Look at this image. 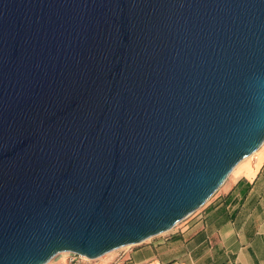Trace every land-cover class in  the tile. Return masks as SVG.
<instances>
[{"label": "water", "instance_id": "obj_1", "mask_svg": "<svg viewBox=\"0 0 264 264\" xmlns=\"http://www.w3.org/2000/svg\"><path fill=\"white\" fill-rule=\"evenodd\" d=\"M264 143V0H0V264L171 230Z\"/></svg>", "mask_w": 264, "mask_h": 264}, {"label": "crops", "instance_id": "obj_2", "mask_svg": "<svg viewBox=\"0 0 264 264\" xmlns=\"http://www.w3.org/2000/svg\"><path fill=\"white\" fill-rule=\"evenodd\" d=\"M202 210L199 229L185 249L160 255L158 249L166 247L161 241L123 263L110 257L108 264H264V150ZM179 241L176 235L164 243Z\"/></svg>", "mask_w": 264, "mask_h": 264}, {"label": "rangeland", "instance_id": "obj_3", "mask_svg": "<svg viewBox=\"0 0 264 264\" xmlns=\"http://www.w3.org/2000/svg\"><path fill=\"white\" fill-rule=\"evenodd\" d=\"M262 150H264V143L261 145V147L256 152H254L249 157L243 159L240 163H238L236 165V167L229 174V176L227 177L225 182L218 188V190L215 192V194H213V196L202 207H200L195 212H193L192 214L187 216L185 219L178 222L171 230H169L167 232H163V233L155 235V236H152V237L148 238L147 240H145L141 243L126 245V246H123V247L118 248L116 250H113V251L107 253V255L105 254V255L97 258V259H92L91 264H108L110 262V261H108L110 259V257L116 258L115 260L119 263L120 262L123 263L124 261H126V259H128V256L130 254H133L135 252L145 251L146 249L149 250V249H151V247H153V249H156V247H157L156 245H158V247H160L161 245L166 246L165 249L164 248L158 249L159 251H157V252L160 255H161V252L163 254V251H165L167 255L172 256L177 251L185 249L187 242L191 241L193 235L199 229L198 222L200 220L199 217H200L201 213L203 212L202 209L209 203V201H211L216 196H218L220 193H222V191H224V189L228 185H230V183L232 181H234V179L238 176L239 171L241 170V168L244 165L256 161L258 154ZM176 235H178V238L180 240L179 242H175L172 244L164 243L165 241H171L172 242L173 237H175ZM161 241L163 243L160 245ZM66 254L67 253L57 254L47 264H65Z\"/></svg>", "mask_w": 264, "mask_h": 264}, {"label": "built area", "instance_id": "obj_4", "mask_svg": "<svg viewBox=\"0 0 264 264\" xmlns=\"http://www.w3.org/2000/svg\"><path fill=\"white\" fill-rule=\"evenodd\" d=\"M65 253H67L65 264H91L92 262V259L75 252H65Z\"/></svg>", "mask_w": 264, "mask_h": 264}, {"label": "bare ground", "instance_id": "obj_5", "mask_svg": "<svg viewBox=\"0 0 264 264\" xmlns=\"http://www.w3.org/2000/svg\"><path fill=\"white\" fill-rule=\"evenodd\" d=\"M107 255V254H106Z\"/></svg>", "mask_w": 264, "mask_h": 264}]
</instances>
